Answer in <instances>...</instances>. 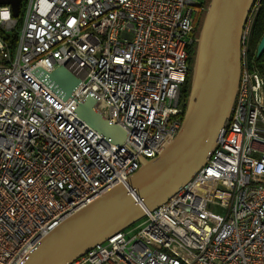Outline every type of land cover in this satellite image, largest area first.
Here are the masks:
<instances>
[{
  "label": "built area",
  "instance_id": "obj_1",
  "mask_svg": "<svg viewBox=\"0 0 264 264\" xmlns=\"http://www.w3.org/2000/svg\"><path fill=\"white\" fill-rule=\"evenodd\" d=\"M208 0H20L0 4V264L154 159L179 133L189 52ZM253 0L228 120L203 166L164 204L70 264H264V69ZM79 79L62 101L36 76ZM91 95L116 145L75 114Z\"/></svg>",
  "mask_w": 264,
  "mask_h": 264
},
{
  "label": "water",
  "instance_id": "obj_2",
  "mask_svg": "<svg viewBox=\"0 0 264 264\" xmlns=\"http://www.w3.org/2000/svg\"><path fill=\"white\" fill-rule=\"evenodd\" d=\"M253 0H209L195 40L188 96L179 133L154 159L139 158V169L62 221L42 238L21 264H70L93 246L107 240L164 204L203 166L228 120L240 76V37ZM17 17L20 0H0ZM264 53V34L256 58ZM38 79L62 101L80 81L63 67L52 73L41 69ZM87 95L75 114L105 140L120 145L125 133L95 110Z\"/></svg>",
  "mask_w": 264,
  "mask_h": 264
},
{
  "label": "trees",
  "instance_id": "obj_3",
  "mask_svg": "<svg viewBox=\"0 0 264 264\" xmlns=\"http://www.w3.org/2000/svg\"><path fill=\"white\" fill-rule=\"evenodd\" d=\"M208 2H209V0L207 1V4H208ZM198 28H197V31L195 33L196 36H197L198 30H199ZM262 34H264V0H262L261 9L259 11V14L257 16V19L255 21V25H254L253 44H252L253 45V51L256 50V45H257L258 41L260 40ZM194 50H195V43L192 45L190 52H189L190 71H189V76L187 77L185 86L183 87V90H182V98L181 99L183 102H186V99L188 96ZM255 63L260 68L261 71H262V69H264V53H262L260 55V57L255 59Z\"/></svg>",
  "mask_w": 264,
  "mask_h": 264
},
{
  "label": "rangeland",
  "instance_id": "obj_4",
  "mask_svg": "<svg viewBox=\"0 0 264 264\" xmlns=\"http://www.w3.org/2000/svg\"><path fill=\"white\" fill-rule=\"evenodd\" d=\"M208 5V4H207ZM202 19H203V17H202ZM202 19H201V22H202ZM201 22H200V25H201ZM200 25H199V28L198 29H200ZM198 32H199V30H198ZM197 36H198V33H197ZM253 57H254V59H256V56H255V52H254V54H253ZM182 98V97H181Z\"/></svg>",
  "mask_w": 264,
  "mask_h": 264
},
{
  "label": "bare ground",
  "instance_id": "obj_5",
  "mask_svg": "<svg viewBox=\"0 0 264 264\" xmlns=\"http://www.w3.org/2000/svg\"><path fill=\"white\" fill-rule=\"evenodd\" d=\"M207 7V6H206ZM206 11V10H205Z\"/></svg>",
  "mask_w": 264,
  "mask_h": 264
},
{
  "label": "flooded vegetation",
  "instance_id": "obj_6",
  "mask_svg": "<svg viewBox=\"0 0 264 264\" xmlns=\"http://www.w3.org/2000/svg\"><path fill=\"white\" fill-rule=\"evenodd\" d=\"M181 97H182V95H181Z\"/></svg>",
  "mask_w": 264,
  "mask_h": 264
}]
</instances>
